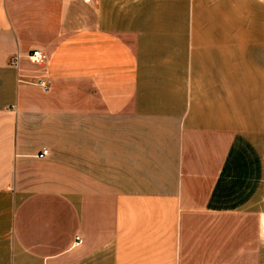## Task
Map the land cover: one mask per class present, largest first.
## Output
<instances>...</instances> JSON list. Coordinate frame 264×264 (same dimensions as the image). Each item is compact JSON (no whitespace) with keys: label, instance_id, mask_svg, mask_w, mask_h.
<instances>
[{"label":"crops","instance_id":"crops-1","mask_svg":"<svg viewBox=\"0 0 264 264\" xmlns=\"http://www.w3.org/2000/svg\"><path fill=\"white\" fill-rule=\"evenodd\" d=\"M0 264H264V0H0Z\"/></svg>","mask_w":264,"mask_h":264},{"label":"built area","instance_id":"built-area-1","mask_svg":"<svg viewBox=\"0 0 264 264\" xmlns=\"http://www.w3.org/2000/svg\"><path fill=\"white\" fill-rule=\"evenodd\" d=\"M19 58H20V56L17 55V56H16V60H19ZM28 60H29L31 63H42L45 59H44L43 55H42L40 52H38V51H34V52H32V54H30V55L28 56ZM43 85H44V84H42V86H43ZM43 88H44V91H47V90H48L46 86H43ZM49 155H50L49 150H48L47 148H42V149L38 152V154H37L36 157H37V159H39V160H43V159L47 158Z\"/></svg>","mask_w":264,"mask_h":264}]
</instances>
